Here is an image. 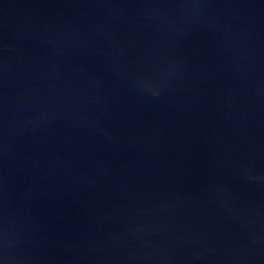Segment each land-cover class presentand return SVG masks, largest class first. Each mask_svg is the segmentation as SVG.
<instances>
[{
  "label": "water",
  "instance_id": "water-1",
  "mask_svg": "<svg viewBox=\"0 0 264 264\" xmlns=\"http://www.w3.org/2000/svg\"><path fill=\"white\" fill-rule=\"evenodd\" d=\"M0 264H264V0H0Z\"/></svg>",
  "mask_w": 264,
  "mask_h": 264
}]
</instances>
